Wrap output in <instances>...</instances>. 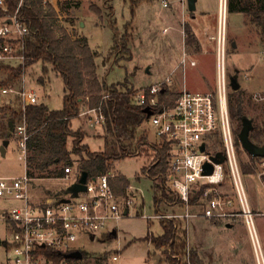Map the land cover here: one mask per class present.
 <instances>
[{"label":"rangeland","instance_id":"obj_1","mask_svg":"<svg viewBox=\"0 0 264 264\" xmlns=\"http://www.w3.org/2000/svg\"><path fill=\"white\" fill-rule=\"evenodd\" d=\"M56 1L62 15V19H57V24L65 25L75 36H80L81 32L87 37L90 49L97 50L95 61L98 77L106 84H116L127 77L133 90L158 84L166 79H170L171 84L168 87L173 92H179L182 88L191 91H208L215 88L218 14L213 11L217 0H204L205 9L212 12L203 18L201 51L198 39L190 45H184L183 26L191 14L185 9V0ZM164 2L167 5H164ZM228 2L229 0L227 7ZM109 5L112 6L111 10ZM224 30L227 80L230 81V77L236 75L239 89L243 90L252 102L258 104L256 98L259 97L260 90L257 89L263 85L264 35L259 27L248 22L241 13L230 11L228 8L225 11ZM122 37L127 40V51L122 48ZM182 52L188 55L184 65L180 64ZM190 60H194L195 65H190ZM6 64L15 68L20 65V61L11 60ZM43 64L41 61L29 63L14 83L19 86V80L23 77L26 86L36 91L39 103L50 109H60L64 94L63 81L48 63L45 64L47 72L42 74ZM4 74L5 72L0 71V83L4 81ZM39 76H42V82L38 80ZM10 97V94L0 92V105H13L17 108L19 96ZM86 109V106L81 105L80 115L71 119L70 127L74 130L81 127L84 132L82 143L87 145L90 151H101L104 126H90L87 115L81 114ZM248 114L253 115V112L249 110ZM4 118H7V115H2L0 111V124L4 122ZM261 119L263 120L262 114L256 121ZM152 130L153 126L148 120H144L137 128L139 135L144 136L139 145V150L144 153L127 155L111 162L110 170L113 169L115 174L127 179L134 200V205L127 215L110 223L109 227L116 229V235L106 238V231H102L93 240L77 239L75 246L84 250L88 257L70 261V264H113L110 257L114 253L119 255V264H171L166 258L164 248H157L148 240L164 231L160 219L146 218L155 214L153 196L157 195L153 190L152 180L142 175V168L149 160L147 138L153 139ZM3 138L5 136L1 135L0 146ZM68 147H71V139L68 140ZM236 153L239 165L243 162L252 163L240 144H236ZM72 157L77 158L75 155ZM73 166L77 168L76 161ZM254 170L251 174L241 172V179L253 212L259 243L258 258L242 216L217 221L198 215L189 218L185 223L186 248L195 249L203 264H264V167L261 160L255 162ZM24 174V161L19 158V151L12 136L8 140L6 154L2 155L0 152V177H18ZM72 183L71 179L33 178L30 181V192L32 196H36L48 190L49 195H59L60 190ZM14 204L13 200L0 198V264L9 263L4 242L9 240L10 230L3 213ZM176 210L183 213L180 204ZM159 211L175 212L170 206L164 209L163 203H159ZM179 222L182 223L181 220ZM180 224L177 229L184 228L183 223ZM166 252L170 253L168 247ZM177 256L179 258H174L176 264H183V259L180 255ZM100 257L104 258L95 260Z\"/></svg>","mask_w":264,"mask_h":264},{"label":"built area","instance_id":"obj_2","mask_svg":"<svg viewBox=\"0 0 264 264\" xmlns=\"http://www.w3.org/2000/svg\"><path fill=\"white\" fill-rule=\"evenodd\" d=\"M22 1L19 0L13 13L8 14L6 1L0 0V64L3 65H8L6 62L11 60L20 61L21 65L26 61L23 38L29 33V29L18 13ZM164 5L167 3L164 2ZM226 9L227 0H218L216 83L213 90L191 91L182 88L171 104L157 107V94L163 90V86L171 84L170 79H166L158 84L135 89L130 98L135 105H143L149 97L146 106L152 113L146 120L153 126V139L147 138L146 135L149 146V160L146 166L157 164L156 148L165 152V172L151 175L149 170H146L142 175L152 180L154 192L155 184L163 177V189L172 194L183 208V213L162 212L159 211L158 203L153 201L155 214L146 218L173 220L174 227L179 226L181 220L185 228L187 220L198 215L217 221L242 216L258 257L259 243L253 212L241 179L227 105L231 88L226 73ZM182 56L180 64L184 65L188 55L182 52ZM189 63L195 65L194 60ZM15 81L0 84V92L19 96L18 108L22 111L27 105L38 103L36 91L26 86L23 77L19 80V86L15 85ZM107 97L108 94L105 93L102 99ZM256 100L263 108L264 120V72L263 85ZM81 114L87 115L90 126H103L104 115L100 106L87 108ZM11 136L15 140L19 158L25 165L29 134L24 116L13 123ZM139 145L140 143L133 144L131 155L144 153L139 150ZM201 145L203 150H200ZM216 153L223 154L224 160L221 163L212 161L211 157ZM206 163L212 165V171L208 174L203 173ZM261 164L264 167V159ZM63 169V179H71L72 182L78 180L81 173L79 169L73 165H66ZM117 176L113 169H109L97 176L87 177L85 189L79 191L76 196L61 193L42 197L32 196L31 178L26 174L18 177H0V198L15 202L3 213L10 230L9 240L5 241L8 264H70L64 257L59 260L52 258L50 253L58 252L62 256V253L80 249L75 246V241L79 238L93 240L99 232L106 231L107 234L116 230L109 227L110 223L127 215L134 205L133 191L129 185L126 186L124 195L114 192L110 180ZM63 199L66 201H62ZM176 200L171 202L165 200L162 195L158 196L159 203L165 206L176 204ZM174 257L179 258L177 255ZM110 261L119 264V255L112 254ZM185 263L190 264L187 256Z\"/></svg>","mask_w":264,"mask_h":264},{"label":"trees","instance_id":"obj_3","mask_svg":"<svg viewBox=\"0 0 264 264\" xmlns=\"http://www.w3.org/2000/svg\"><path fill=\"white\" fill-rule=\"evenodd\" d=\"M5 1L7 13L12 14L19 0ZM108 8L111 10L112 6L109 5ZM227 8L241 13L248 22L259 27L264 35V0H229ZM18 13L29 29V33L23 38L26 61L15 68L0 64V71L6 74V79L1 84L17 79L29 63L41 61L44 63L41 67L42 74L47 72L46 63L59 74L64 84V94L60 109H50L41 102L27 105L24 111L18 107L2 106L0 111L2 115H7V118H4V122L0 124V136H5L9 129V121L14 123L16 119L24 116L29 134L26 142L25 174L31 179L62 177L64 166L73 165L74 161L77 162V169L80 172L85 171L88 177L107 172L111 168L112 161L131 155L130 149L133 144L143 141L144 136L139 135L137 128L147 118L142 109L146 107L149 97L145 104L135 105L130 98L134 90L129 85L127 77L122 82L110 85L100 80L95 61L97 54L90 49L87 38L84 36L72 38L65 27L57 24V12L47 0H23ZM183 31L184 42L190 45L195 41L190 26L184 24ZM121 39L122 48L127 51L125 43L127 40L123 37ZM38 80L42 82V76H39ZM105 93L108 97L102 99ZM176 96L177 92H173L168 86H163V90L157 94L159 104L157 107L171 104ZM81 105L87 108L101 107L104 115L101 151H90L87 145L82 143L84 132L70 127L71 119L80 114ZM227 105L235 143L240 144L238 134L242 128V118L247 117L252 120L249 131L250 141L259 146L264 145V121L262 119L256 121V118L261 115L262 107L252 102L250 97L247 98L241 89L232 90L229 93ZM249 110L253 112V115L248 114ZM69 139H71L70 148L68 147ZM72 155L77 158L74 159ZM248 158L252 163L243 162L240 165L241 172L244 174L253 173L255 162L262 160V157H253L249 154ZM156 160L158 162L155 166H144L142 172L149 170L151 175L163 174L166 169L163 149L156 148ZM163 181V177H160L155 184L157 195L153 196V201L158 205L159 195L167 201L176 200L172 194L163 189ZM110 183L118 195H124L126 186L129 184L122 175H118ZM176 202L181 204L177 200ZM160 221L164 228L163 233L157 237L151 236L148 240L157 248H164L163 251L167 254L169 263L176 264L175 257L171 255L178 254L183 259V264H186V256L190 264H203L195 249L186 248L185 228L177 229L173 226V220L160 219ZM111 237H113L111 233L106 234V238ZM167 247L170 253L166 252ZM81 252L82 259L88 257L84 250ZM50 254L56 260L62 258L58 252ZM101 258L95 260L99 261Z\"/></svg>","mask_w":264,"mask_h":264},{"label":"water","instance_id":"obj_4","mask_svg":"<svg viewBox=\"0 0 264 264\" xmlns=\"http://www.w3.org/2000/svg\"><path fill=\"white\" fill-rule=\"evenodd\" d=\"M187 2V9L188 11L192 12L195 10V0H186ZM234 46V42L232 43ZM240 84L237 81L236 75H232L230 77V88L231 90H237L239 89ZM144 113H146L147 117L152 113V110L146 106L142 109ZM252 127V120L243 117L242 118V128L238 134V139L240 142V145L242 148L251 156L253 157H262L264 158V145H256L252 143L249 139V131ZM13 130V122L9 121V129L5 134V138L2 140V144L0 146V152L2 155L5 154V147L8 144L9 137L11 135V132ZM204 147L201 145L200 150H203ZM212 161L215 163H221L224 160L223 154L216 153L214 156L211 157ZM204 174H208L212 171V165L210 163H206L204 166ZM88 175L85 171H81L80 176L76 182H73L70 184L66 189L65 193H70L71 196H76L79 191H83L85 189L84 183L86 182ZM62 201H66V199H63ZM112 234H116L115 230L112 232ZM92 238V236H91ZM82 252L79 249H74L66 253H62V257L66 259H82ZM258 258V257H257Z\"/></svg>","mask_w":264,"mask_h":264},{"label":"crops","instance_id":"obj_5","mask_svg":"<svg viewBox=\"0 0 264 264\" xmlns=\"http://www.w3.org/2000/svg\"><path fill=\"white\" fill-rule=\"evenodd\" d=\"M54 8H55V10H56V12H57V16H58V19L60 18V19H62V15L59 13V9H58V6H57V1L56 0H54L53 2H52V0H47ZM60 1H62V0H60ZM182 1H184V0H180V2H182ZM201 1V2H200ZM185 3H186V8L185 9H187V2H186V0H185ZM216 4V2L214 3V11L213 12H216V15L218 14V0H217V5H215ZM184 9V10H185ZM187 11H188V9H187ZM189 13H190V11H188ZM210 12H212V11H210V10H207V9H205V2H204V0H195V10L194 11H192L191 12V14H190V17H189V20L188 21H186V23L185 24H188L189 26H190V28H191V30H192V32H193V34H194V37H195V41L194 42H196V39H198V41H199V44H200V51H201V40H202V34H204V31H202L201 29H202V23H204V20H203V18H206L209 14H210ZM80 24V26L82 25V22H80L79 23ZM63 27H65V29L69 32V34L72 36V38H75V37H81V36H84V34L83 33H81L80 32V36H75V35H73L72 33H70V31L66 28V26L65 25H63V24H61ZM202 32V33H201ZM84 37H86V36H84ZM87 38V37H86ZM184 45H186L185 44V42H184ZM184 49V48H183ZM93 50V49H92ZM93 51H97L96 49L95 50H93ZM199 51V52H200ZM42 67V66H41ZM5 75V74H4ZM6 79V76H5V78H4V80ZM15 80H18V78L17 79H15ZM15 80H12V81H15ZM1 84V83H0ZM261 88H259V89H257V90H260ZM12 98L14 97V96H11ZM10 97V98H11ZM259 104V103H258ZM260 105V104H259ZM2 106H6V105H0V107H2ZM8 106V105H7ZM261 106V105H260ZM10 107H12V108H15L13 105L12 106H10ZM262 107V106H261ZM262 112H263V108H262ZM262 114V113H261ZM80 115V114H79ZM79 115H78V117H79ZM263 116V115H262ZM264 121V120H263ZM70 124H71V121H70ZM77 129H81V127H79V128H77ZM74 130V129H73ZM82 130V129H81ZM12 137V136H11ZM4 139V138H3ZM5 154H6V147H5ZM262 159H264V158H262ZM53 178H62V177H53ZM32 180V179H31ZM113 180V179H112ZM112 180H110V181H112ZM129 185V184H128ZM153 185H154V183H153ZM66 189V188H65ZM65 189H63V190H60L61 192H58V193H65ZM154 190V189H153ZM55 194H57V193H55ZM44 195H49V192H48V190H46V191H43V194L42 195H39L40 197H42V196H44ZM181 205V204H180ZM177 206H179V204L178 203H176V204H174V205H171L170 207H171V209H174L175 210V212L177 211L176 210V207ZM182 206V205H181ZM167 207H169V206H165V209H167ZM114 231V230H113ZM112 231V232H113ZM112 232H110L111 234H112ZM115 232H116V230H115ZM108 234V233H107ZM116 235V234H115ZM114 234H112V236L114 237L115 236ZM79 250H81V249H79Z\"/></svg>","mask_w":264,"mask_h":264}]
</instances>
